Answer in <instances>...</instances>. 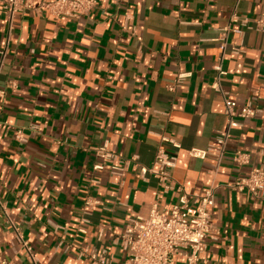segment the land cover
Instances as JSON below:
<instances>
[{"label": "crops", "instance_id": "obj_1", "mask_svg": "<svg viewBox=\"0 0 264 264\" xmlns=\"http://www.w3.org/2000/svg\"><path fill=\"white\" fill-rule=\"evenodd\" d=\"M97 1L76 20L11 16L0 0V260L93 264L82 253L107 250L113 264H126L117 241L131 219L150 215L162 192L141 173L162 145L177 155L176 186L189 193L216 186L209 213L220 236L209 240L201 262L264 264V198L228 187L264 170V32L230 34L221 79L229 99L259 113L232 130L219 169L213 157L190 156L227 128L224 96L212 88L216 39L236 6L250 26L264 20V0ZM241 42L244 53H232ZM105 145L130 162L123 185L114 184L111 162L94 169ZM236 151L249 153L250 165L238 167ZM179 196L163 194L159 208L170 210ZM89 198L99 202L90 211Z\"/></svg>", "mask_w": 264, "mask_h": 264}, {"label": "built area", "instance_id": "obj_2", "mask_svg": "<svg viewBox=\"0 0 264 264\" xmlns=\"http://www.w3.org/2000/svg\"><path fill=\"white\" fill-rule=\"evenodd\" d=\"M97 0H4L3 9L7 10L11 16L16 13L32 11L36 14L48 13L54 17H67L80 19L89 14L97 6ZM239 25L238 27H232ZM245 28L258 32H264V20H257L253 26L249 22L242 20L237 6L230 17L229 26L223 28L216 39L220 44L221 54L214 69L216 77L212 88L222 93L225 102V115L227 118V128L217 133L215 142L206 149L194 148L190 151L193 158L205 160L213 157L216 161V168L219 169L227 154V147L231 132L235 128L242 126L244 120L253 119L259 113V109L253 104L239 106L237 102L229 99L227 94L221 88V79L227 75L223 67L226 58V52L229 45L231 33H235L243 39ZM242 42L239 46L231 48L232 53H244ZM187 76L181 75L176 80V84L169 88L173 91L175 87L181 84ZM13 85V84H12ZM5 91H0V99H5ZM171 142L175 147H179L174 141ZM96 154L103 160L102 164L95 166V171H105L108 162H111L110 175L117 178L116 185L124 184L125 173L130 164L123 160L121 155L115 151L109 150L107 145L96 150ZM137 157L134 158V161ZM177 155L169 154L161 145L153 164L149 167H141L143 176L149 175L156 178L162 186V192L157 195L156 203L147 218L135 217L131 219L120 241L117 243L128 253L126 264H205L201 262L202 253L207 248L210 239H217L220 236V230L213 222L209 213V208L215 205L216 186H210L202 193H189L185 188L176 186L172 182V170L177 166ZM232 161L238 167H245L251 163L249 153L236 151L233 154ZM99 184V181H93ZM236 192H247L258 199H263L264 195V170L253 168L247 175L238 176L228 186ZM172 190L180 192L177 202L170 210H161L159 203L163 194ZM99 202L91 200L86 201L88 211L92 210ZM17 233L19 241L30 252L28 242L23 240L18 226H13ZM82 255H88L93 264H113V256L102 250H85ZM181 259L182 261H178ZM0 264H14L12 261L0 260Z\"/></svg>", "mask_w": 264, "mask_h": 264}]
</instances>
